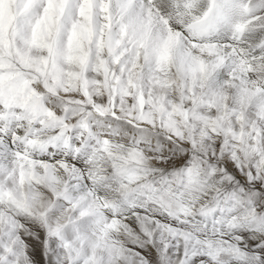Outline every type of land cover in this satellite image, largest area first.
I'll use <instances>...</instances> for the list:
<instances>
[{
  "label": "snow or ice",
  "instance_id": "1",
  "mask_svg": "<svg viewBox=\"0 0 264 264\" xmlns=\"http://www.w3.org/2000/svg\"><path fill=\"white\" fill-rule=\"evenodd\" d=\"M0 264H264V0H0Z\"/></svg>",
  "mask_w": 264,
  "mask_h": 264
}]
</instances>
